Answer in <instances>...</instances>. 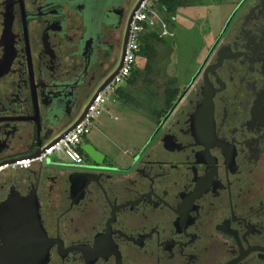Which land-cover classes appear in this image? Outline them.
Returning <instances> with one entry per match:
<instances>
[{"label": "flooded vegetation", "instance_id": "obj_1", "mask_svg": "<svg viewBox=\"0 0 264 264\" xmlns=\"http://www.w3.org/2000/svg\"><path fill=\"white\" fill-rule=\"evenodd\" d=\"M144 1L0 0V162L81 116ZM179 89L126 164L88 135L102 163L0 175V204L38 189L44 264H264V0L236 1Z\"/></svg>", "mask_w": 264, "mask_h": 264}, {"label": "rangeland", "instance_id": "obj_2", "mask_svg": "<svg viewBox=\"0 0 264 264\" xmlns=\"http://www.w3.org/2000/svg\"><path fill=\"white\" fill-rule=\"evenodd\" d=\"M237 0H199L194 5L179 7L176 13V36L172 39L174 53L168 73L178 84L185 85L197 71L208 47L224 24ZM141 56L139 65L145 64ZM122 82L121 84H123ZM95 92L84 101L86 108ZM106 110L95 120L89 139L105 151L115 163L126 164L148 139L153 125L146 116L124 101L106 102ZM70 160L63 154H54L44 163V168L68 169ZM8 180L16 179L25 189L28 179L24 170L9 169L2 173Z\"/></svg>", "mask_w": 264, "mask_h": 264}, {"label": "built area", "instance_id": "obj_3", "mask_svg": "<svg viewBox=\"0 0 264 264\" xmlns=\"http://www.w3.org/2000/svg\"><path fill=\"white\" fill-rule=\"evenodd\" d=\"M159 0H145L140 9L136 12L127 43L124 64L112 81L97 95L92 98L88 105L85 117L63 138L53 143L45 152L37 157L19 156L15 162H0V175L9 169L31 170L40 168L52 155L63 154L74 165L84 163L85 152L82 144L85 136L91 133L96 118L106 110V102L111 98L117 99V91L122 82L127 80L138 64L142 52L141 35L149 30H156L160 37L174 38L175 30L163 17L158 7ZM63 132V131H62ZM62 132L56 134L47 144L57 138ZM46 144V145H47Z\"/></svg>", "mask_w": 264, "mask_h": 264}, {"label": "water", "instance_id": "obj_4", "mask_svg": "<svg viewBox=\"0 0 264 264\" xmlns=\"http://www.w3.org/2000/svg\"><path fill=\"white\" fill-rule=\"evenodd\" d=\"M142 1L143 0H141V2ZM141 2L135 8L134 13L139 9ZM129 33L130 28L127 31L126 41H128ZM123 64L124 60H122L118 68L99 86L95 96L112 81ZM91 102L92 100L90 103ZM87 111L88 106L81 116L57 138L45 146H42L41 142H38V148L32 153L24 156L37 157L41 155L51 147L53 143L65 137L85 117ZM54 136L55 135L48 138V142ZM82 149L97 163H102L103 155L96 152L92 145L86 144ZM17 159L18 157L11 158L7 160V162H15ZM43 167L42 165L36 172L39 177H41L44 170ZM0 236L3 240V246L1 247L2 251L5 254V259L11 260H8L9 262H13L16 259L21 261V264H44L48 260L49 243L42 223L37 187L27 194L22 193L17 187L11 189L7 199L0 204Z\"/></svg>", "mask_w": 264, "mask_h": 264}, {"label": "trees", "instance_id": "obj_5", "mask_svg": "<svg viewBox=\"0 0 264 264\" xmlns=\"http://www.w3.org/2000/svg\"><path fill=\"white\" fill-rule=\"evenodd\" d=\"M199 0H159L158 7L171 27L179 7L194 5ZM172 39L160 37L156 30L141 35L144 66L137 64L127 81L119 87L117 97L144 115L159 113V103H171L179 94L175 76L168 73L171 56L174 53ZM165 104V105H166ZM162 110V109H161Z\"/></svg>", "mask_w": 264, "mask_h": 264}, {"label": "crops", "instance_id": "obj_6", "mask_svg": "<svg viewBox=\"0 0 264 264\" xmlns=\"http://www.w3.org/2000/svg\"><path fill=\"white\" fill-rule=\"evenodd\" d=\"M175 20H176V18H175ZM175 26H176V22H175ZM175 26H174V28H175ZM145 61V60H144ZM139 64V63H138ZM141 66H144V64H141ZM127 80H125L124 81V83L126 82ZM123 83V84H124ZM123 84H121L120 86H122ZM117 99H118V101H119V98L117 97ZM38 168V167H37ZM44 168V167H43ZM45 169V168H44ZM26 173L28 172V170H24Z\"/></svg>", "mask_w": 264, "mask_h": 264}]
</instances>
